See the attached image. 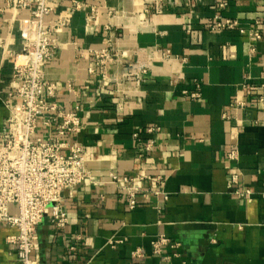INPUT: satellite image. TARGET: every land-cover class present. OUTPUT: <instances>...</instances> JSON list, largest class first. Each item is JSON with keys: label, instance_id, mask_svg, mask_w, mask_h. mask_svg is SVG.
<instances>
[{"label": "crops", "instance_id": "crops-1", "mask_svg": "<svg viewBox=\"0 0 264 264\" xmlns=\"http://www.w3.org/2000/svg\"><path fill=\"white\" fill-rule=\"evenodd\" d=\"M220 1H47L48 21L63 25L46 77L60 105L80 109L91 178L64 191L65 227L50 214L39 225V264H264V0ZM218 12L261 38L211 31ZM30 15L0 17V134ZM159 176L167 199L154 194ZM128 186L140 189L134 209ZM17 233L0 223V264H22ZM160 235L179 246L156 253Z\"/></svg>", "mask_w": 264, "mask_h": 264}, {"label": "built area", "instance_id": "built-area-1", "mask_svg": "<svg viewBox=\"0 0 264 264\" xmlns=\"http://www.w3.org/2000/svg\"><path fill=\"white\" fill-rule=\"evenodd\" d=\"M48 0H5L6 6L0 11V17L6 11L13 16L22 10L30 9L29 18H23L20 29L23 35L24 50L21 61L15 65V87L10 92L6 104L11 111L7 127L0 134V223L5 222L18 229V233L8 238L17 246V254L22 264H39L33 258V251L38 248V227L46 215L52 216L58 227L68 224V215L63 207L65 190H75L91 178L86 165L85 146L77 135L82 129L79 111H69L58 102V85L46 77V67L54 58L57 49L55 32L63 22L52 23L47 17L54 10ZM229 0H221L219 9H225ZM79 6V3L77 4ZM208 28L213 31L239 29L248 32L254 39H260L261 33L253 29L240 27L239 20L224 17L216 13L209 22ZM95 67H104L112 58L105 50L95 53ZM95 68L91 69L94 72ZM144 73L145 70H144ZM199 96L198 92L192 93ZM17 99L16 103L12 99ZM159 128L150 127L148 132ZM152 143L147 144L146 151L151 150ZM233 150L230 156H235ZM233 182L238 176L232 177ZM166 179L159 176L154 194L163 196ZM129 207H137L140 189L128 186ZM237 194L251 195V190H237ZM11 205L17 211H11ZM113 243V242H111ZM165 235H160L153 243L154 251L164 253L165 248L178 247ZM176 253L165 258L172 261Z\"/></svg>", "mask_w": 264, "mask_h": 264}]
</instances>
